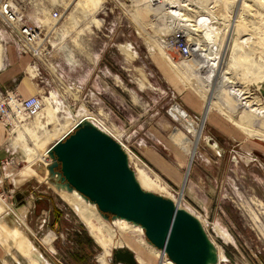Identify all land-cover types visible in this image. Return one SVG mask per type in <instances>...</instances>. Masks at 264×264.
Listing matches in <instances>:
<instances>
[{
	"label": "rangeland",
	"instance_id": "rangeland-1",
	"mask_svg": "<svg viewBox=\"0 0 264 264\" xmlns=\"http://www.w3.org/2000/svg\"><path fill=\"white\" fill-rule=\"evenodd\" d=\"M145 1L103 0L96 10L89 13L87 9H81L76 0H0V4L10 2L24 23L36 25L40 31L33 44L40 49L39 53L29 58L31 54L21 50L15 34L0 20V47H3V65L0 64V204L6 206L0 207V217L10 218L25 235L22 238L24 244L18 245L11 236L0 233V264H30L37 253L46 260V264H122L113 263L114 252L119 249L128 250L135 257L140 256L142 261L136 259L141 264H159L160 257L154 254L157 248L147 242L143 229L142 233L128 230L124 233L127 238L119 235L117 226L112 224L116 237L109 241V251L101 258L102 249L88 233L85 223L49 186L32 178L14 184V177L31 162L35 152L49 147L67 125H72L84 114L117 138L148 176H158L171 195L144 185L141 186L143 189L176 199L173 200L175 203L189 208V212L203 220L209 237L225 256L223 263L264 264V140L245 135L244 130L231 120L213 112V121H206L203 133H199L207 138L198 143L200 154L189 160L178 152L172 140V129L177 127L180 132L185 129L168 115V108L178 103L190 113L200 116L204 113L205 105L192 90L188 93L181 83L167 79L168 65L164 66L166 74L160 65L163 53L150 49L154 40L159 39V32L155 28V20L153 22L146 18ZM219 2L228 14H233L237 9L243 11L240 0H202V8H197L212 11V6ZM250 3L253 8L246 9V23H240L238 31L240 36L251 34L253 49L246 48V51L252 64L250 61L242 62L243 54L235 48L234 63L232 56L228 59L223 57L221 66L231 72L232 80L234 77L237 84L242 85L239 87L245 85L251 97L261 98L251 82L244 83L238 78L244 68L246 71L250 69L254 73H264V44L261 49L258 48V43L262 42L257 35L258 27L264 29V1L250 0ZM168 10L162 7L158 20L164 17L173 20L169 18ZM250 10L252 14H249ZM53 11L58 12L59 16L55 23L49 20ZM94 19L99 22H94ZM226 19L221 20L223 24H216L218 30L224 32L228 26ZM120 44L129 45L133 60L127 59ZM9 49L15 56L9 55ZM166 50L167 53L171 52L169 48ZM173 53L176 60L182 59L175 51ZM192 57L195 58V54ZM28 62L35 66L32 72L26 68ZM231 63L234 67H231ZM255 64L260 71L255 69ZM134 67L146 74L152 87L140 85L139 72ZM187 70L191 76L201 74L196 75L190 68ZM219 77L220 74H215L210 84L198 80L209 96L220 84L216 82ZM25 78L33 82L32 93L41 97L49 96L50 92L56 94L58 118L57 122L48 124L44 130H38V138L30 137L25 132L24 139L20 140L18 129L14 130L12 123L16 114L7 102L10 94L26 97L20 90ZM224 88L220 100L235 108V100L239 96H232L231 89ZM190 94L196 97L190 104L193 107L199 105L201 113L193 112V107H188L185 102ZM1 104L12 117L9 115L6 118ZM66 108L73 118L67 123L64 119ZM236 108V120H245L243 124L248 128L258 127L256 121L261 118L246 109ZM44 114L45 105L39 116L21 114V124L44 121ZM197 133L194 132V135ZM175 142L182 145V137L175 138ZM188 145L184 144L185 150ZM147 150L153 151L155 154L152 156L161 163L165 162L173 172L169 173L157 162L147 159ZM47 159L51 163L49 155ZM188 161L189 168L186 165ZM39 165L44 164L39 162ZM129 165L132 168L133 164ZM186 172L188 174L182 185L181 177ZM52 178L56 184L55 177ZM99 218L113 221L102 216ZM84 232L92 240L86 245L87 254L82 250L84 245L81 247L77 241L85 243ZM137 237L144 239L143 244L138 243ZM119 238L122 242L130 240L131 246L125 241L116 243ZM49 242L53 251L48 246Z\"/></svg>",
	"mask_w": 264,
	"mask_h": 264
},
{
	"label": "bare ground",
	"instance_id": "bare-ground-1",
	"mask_svg": "<svg viewBox=\"0 0 264 264\" xmlns=\"http://www.w3.org/2000/svg\"><path fill=\"white\" fill-rule=\"evenodd\" d=\"M53 1L58 2V0H53ZM102 1L103 0H76V3L77 5L81 7V9L83 10L87 9V12L90 13L96 10L100 6ZM151 1L152 0H146L144 2V11L147 16L146 17L147 19H149L150 21L153 20V22L155 20L156 22V24L154 23L155 28L159 32V35H158L159 39L154 40L153 44L150 46L151 51L154 52V50L157 49L159 51V54L163 53L164 57H162L161 60L163 64L168 65V68H166L167 75L172 80L178 83H181L184 90L187 91L188 93L192 90L195 93V95L205 105L204 113L199 114L200 115L199 121L192 120L188 115L184 117L182 114V107L178 105V103H175L170 107V116L172 117V119L175 122H178L180 125H182V127L185 129L184 132H180V130H178L177 127L172 129V135H173L172 140L174 141V146L177 148L178 152L179 151L182 152L184 155L188 157L189 160H192L193 157H195V155L200 154V151H199L200 147L198 146V143L200 140H207L205 136L201 135L203 133L204 123L206 121H211V120L213 121V118L211 116V114L215 115V113L213 112H216V114H218L217 116H221V117L226 118L227 120H231V122L234 123L235 126L240 127L241 129L244 130L245 135L253 137V139L255 140H264V122H263L264 121V102H263L264 101V78H262V75H264V73L262 74H259V72L254 73V72H251L250 69L246 71L245 68L240 73L238 77L239 79H241L242 81L244 80V83L246 81L251 82L255 86V88L258 89V91L260 92L261 98L259 96L251 97L250 96L251 93L245 87V85L243 84L244 85L243 87H239L242 85L237 84L234 77L232 80L231 72L226 70V68H224L225 66H221V61L223 60V57L228 59L230 58V56H232L231 61L234 63L233 55L235 54L236 50H238L239 52L243 54L241 55L242 62L246 63L250 61V63L252 64L250 55L248 54L249 52L247 53L246 51V48L251 49L252 48L251 45L254 44L253 42L251 43L252 41L251 34H245L248 36L244 37L245 35L240 36L239 31H238V25L240 23L242 24L246 23L245 21V19L247 18L246 9L250 8L252 10L253 8L250 3V0H240V2L242 3L243 11L241 9L240 10L237 9V11H234L233 14H228L224 10L220 2L216 6L213 5L212 11H209L207 9H201L202 0H158L155 2L156 4L155 3L152 4ZM261 1H264V0H261ZM162 7L164 8L167 7L169 9L168 10V13L170 15L169 18L173 20H170L167 17H164L163 20L162 19L158 20ZM197 7H201V8L199 9ZM251 10L249 11V14H252ZM255 14L257 13L255 12ZM223 18H227L225 21L227 22V25H228V26L226 25L227 27L225 28L224 32L218 30V27L216 26V24H220V25L223 24L221 22ZM164 20L166 21L164 22ZM171 21L182 23L183 25H187L188 26L187 29L192 30L191 31L192 40L196 43L201 44L199 45L200 46L199 53L195 54V58L191 56L182 58L179 56L182 59L178 58V60H176L175 59L176 57L172 56V54H174L173 49L167 43H164L161 40L164 35L168 34L172 30V27L170 24ZM94 22L98 23L99 20L94 19ZM258 30L259 31H257V35L260 41L262 42V43H258V48L261 49L262 48L261 45L264 44V29L262 27L260 28L258 27ZM33 44L34 43L28 46L34 47L36 49L37 47L33 46ZM119 46L121 50L126 54V57L127 59H129V61L134 59V56L132 55V52L128 44H120ZM167 48H169L171 52L167 53V50H166ZM39 50L40 49L38 48L35 50V55L36 53L37 54L39 53ZM233 63H231V67H234ZM26 68L32 72L35 69V66L34 64L31 65L30 62H28L26 64ZM134 68L137 70V72H139V76H140L139 78L142 83L140 85H145L146 87H149V88L152 87L149 79L146 77V74L140 68H136V67ZM188 68H190L196 75L201 72L200 76L198 77L191 76L188 72H186L188 71L187 70ZM255 69L260 71V67L257 64H255ZM215 74H220V77L216 80V82L218 81L220 84L215 87V91L212 93L211 96H209L207 92L205 91V89L203 88L201 82L198 80L202 79L206 81V83L210 84L211 80L215 78ZM26 80L27 82L23 83V86L25 85V87L22 88V90L27 95L31 93V90L32 91L34 90L31 88V85L33 84V82L30 83L28 81V78ZM225 86L228 87V90L231 89L232 96H235V95L239 96L238 99L235 100V103L237 104L236 107H241L243 109H246L247 112H251L255 116L261 118L256 121L258 125L257 128H248L249 126L246 127V124H243L245 123V120H243V122L242 120L241 121L238 119L236 120L234 117V114H236L237 116V112H238L237 108L230 107L225 100H220L219 97L221 96V91L225 89L224 88ZM234 87H237V88L234 89ZM226 94L230 96V93L227 90H226ZM191 96H193V99L196 98L194 97V95L190 94L187 96V98H185V101L187 102L188 100H190ZM260 100H263V101L260 102ZM42 101H43V105H42L40 112L42 111L45 105L44 121L39 120L38 122H35V123L26 122L24 124H21V121H20L21 114L25 115V113H23V111L19 107L18 103L16 102L14 98V95L10 94L7 105L16 114V118H12V120H14L12 121V123L14 125V130L18 129L17 136L22 138L20 140L24 139L25 132L29 134L30 137L35 136L36 138H38L39 137V135L37 134L38 130L40 129L44 130L45 127L48 124L52 123L53 121L57 122L58 102L56 100V94H54L53 92H50V95L46 96L45 100L42 96ZM1 110L3 114L6 116V118L9 115L11 116V114L5 112V109L2 107V104H1ZM65 110H66V116L64 119H65V123H67L69 120H73V118H72L71 111L68 110V108H66ZM39 113L36 116H39ZM199 113H201V108L199 109ZM240 117L242 119L241 115ZM80 119H86L90 121L89 119L91 118L90 116L84 114L77 118V120H80ZM92 123L95 124V122H92ZM73 124L67 125L66 129H64V127L62 126H59V128L64 129L60 137L65 135L67 131H69L72 128ZM21 127H23V130H20ZM252 127H256V125ZM102 130L108 133L106 130L104 129ZM194 132H198V133L194 135ZM189 134L192 136L189 137ZM17 136H16V140H18ZM200 136H201V139H199ZM180 137H182V145H178L175 142V138L179 139ZM118 142L120 143V141ZM120 144L122 146V143ZM184 144H189L187 146L188 148L187 150H185ZM49 147H43L39 152L37 153L35 152L34 158L31 160V162L28 163L25 167H23L19 175L14 177V184H17L18 182H23L29 178H32V179L37 180L38 182L45 183L47 186H49L58 195V197L70 207V209H72L75 213H77L78 217L82 220V222L85 223L88 233L94 239V241L98 244V246L102 249L103 253H102V256H100L101 258H104L105 254L109 251V241L112 240V237H116L114 234V230L112 229V224H115L117 226L119 230V235H122L123 237L128 238V236L124 235V233H127L128 230L138 231L142 233L141 226L133 224L122 218H114L112 222L100 220L99 217L101 215L97 213L95 209L96 206H94L93 203L86 201L75 190L68 191L65 187L63 188L59 187L57 178H56L57 175H51L47 168L48 165L50 164L48 160L49 158L47 159L48 157L47 150ZM123 149L125 150V147H123ZM125 152L127 153L129 163H132L134 166V167L132 166V168L135 171L134 172L135 177L139 181L138 183H140V186L144 185L148 187H153L159 191H162V192H165L171 195L169 190L165 188V186H163V184L159 181L158 176H155L154 178L153 177L151 178L150 176H148L144 172V170L141 169L139 164L136 162L137 160L134 161V158L132 157L131 153H129L126 150ZM146 153L148 157H151L152 155L155 154L153 151H148V150L146 151ZM39 162H42L44 165L40 166ZM154 162H157L165 171L169 173L173 172L172 168L160 163L157 159H154ZM186 165L189 168V161L187 162ZM187 174L188 173L186 172V174L181 177L180 183L182 185L185 182ZM52 177H55L56 184H55V180ZM173 200L175 201L176 199H173ZM176 203L179 207H182L186 209L187 211H189V208L187 209L179 205L178 202ZM0 207L5 208L6 206L5 204H0ZM199 220L204 226L203 220L201 218H199ZM1 232H4L5 235L11 236L17 242L18 245L24 244V241L22 238H25V235L22 234L23 232L7 216L0 217V233ZM1 236L2 235H0V237ZM26 241L29 245L30 244L29 240L26 239ZM124 241L128 243V244L126 243L128 246H131L129 245L130 240H124ZM137 241L138 243L141 242V244H143L144 239L138 238ZM211 241L215 245V242L212 239ZM123 242L120 238L116 240V243H123ZM133 242H135V240ZM48 246L51 251L54 250L51 242L48 243ZM215 247L217 251V262L215 264H225L223 263L225 261V260L223 261V259H225V256L221 248L217 247L216 245ZM23 250L27 252L26 249L23 248ZM154 252H155L154 253L155 256L158 255L160 257L159 264H174L166 256V254L163 251L161 252L160 250L157 249V250H154ZM38 255L39 253H37L36 256L33 255L34 258L31 259L30 264H46L47 263L45 259L43 258L41 259L40 256ZM136 258H138L139 261H142V258L140 256H137ZM145 264H149V263H145Z\"/></svg>",
	"mask_w": 264,
	"mask_h": 264
},
{
	"label": "water",
	"instance_id": "water-1",
	"mask_svg": "<svg viewBox=\"0 0 264 264\" xmlns=\"http://www.w3.org/2000/svg\"><path fill=\"white\" fill-rule=\"evenodd\" d=\"M48 171L59 187L75 190L106 220L122 218L141 226L145 239L174 264H215L217 251L197 216L172 199L143 189L127 153L111 135L80 119L47 150ZM139 264L119 249L113 263Z\"/></svg>",
	"mask_w": 264,
	"mask_h": 264
},
{
	"label": "built area",
	"instance_id": "built-area-1",
	"mask_svg": "<svg viewBox=\"0 0 264 264\" xmlns=\"http://www.w3.org/2000/svg\"><path fill=\"white\" fill-rule=\"evenodd\" d=\"M156 1L158 0H152L151 2L154 4ZM58 17V12L53 11L50 14L49 20L50 22L55 23L58 20ZM0 20L15 34L14 36L17 38V44L21 50L23 52L28 51L32 56H34L37 48L35 49L34 47L28 45L35 43L36 39L39 37L40 31L38 27H36V25L24 23L19 16L17 9L13 7L10 2L0 4ZM170 24L172 30L169 34L163 36L161 40L164 43H167L173 51H175L176 54L182 58L189 56L192 57V55L199 53V45L201 44L192 40V30H188V26L183 25L182 23L171 21ZM14 98L23 113H25L28 117L36 116L40 112L43 105L42 97L36 94L28 97H19L18 95H15ZM170 107L167 110L169 116ZM182 114L184 117L188 115L194 121L200 120V116L196 113H190L183 108Z\"/></svg>",
	"mask_w": 264,
	"mask_h": 264
},
{
	"label": "crops",
	"instance_id": "crops-1",
	"mask_svg": "<svg viewBox=\"0 0 264 264\" xmlns=\"http://www.w3.org/2000/svg\"><path fill=\"white\" fill-rule=\"evenodd\" d=\"M1 49H0V64H2L3 65V62H2V52H3V47L1 46L0 47ZM9 55L10 56H15V54H14V52L11 50V49H9ZM27 55H29V54H27ZM26 55V56H27ZM29 58L31 57L32 58V56L30 55V56H28ZM160 65L162 66V68H163V71H164V66H165V64H163V62H162V64L160 63ZM164 73H165V71H164ZM166 74V73H165ZM167 75V74H166ZM167 79H169V80H171V78L167 75ZM26 80V78L22 81V83L20 84V90H21V92H22V94L24 95V96H26V97H28V96H30V95H32V94H34V93H32L33 91L31 90V93H29V94H25V92H23V90H22V84H23V82ZM45 97L46 96H43V98H44V100H45ZM194 99H193V96H191L190 97V100H188L187 101V104H188V107H193L191 104H190V102L191 101H193ZM186 102V101H185ZM193 112H198L199 113V107H198V105H196V106H194L193 108ZM74 123V122H73ZM62 137V136H61ZM193 138V137H192ZM199 139H201V136L199 137ZM147 153L145 152V155H146ZM147 159H149L150 161L151 160H153L154 161V159H157L156 157H154V156H152V158L151 157H147ZM158 160V159H157ZM159 161V160H158ZM152 162V161H151ZM160 162V161H159ZM161 163V162H160ZM162 164H164V165H166V166H168L165 162H162Z\"/></svg>",
	"mask_w": 264,
	"mask_h": 264
},
{
	"label": "trees",
	"instance_id": "trees-1",
	"mask_svg": "<svg viewBox=\"0 0 264 264\" xmlns=\"http://www.w3.org/2000/svg\"><path fill=\"white\" fill-rule=\"evenodd\" d=\"M56 211V213L57 214H59V211L56 209L55 210ZM84 236H83V238H84V240H85V243H83V242H80V240H77L80 244H81V247L84 245V247L82 248V250L84 251L85 250V253L87 254V244H90L91 242H92V240H91V238L84 232ZM76 236V235H75ZM83 244V245H82ZM85 254V255H86Z\"/></svg>",
	"mask_w": 264,
	"mask_h": 264
}]
</instances>
